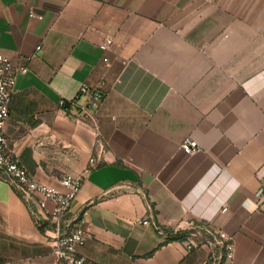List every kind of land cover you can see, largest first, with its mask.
Here are the masks:
<instances>
[{"label":"crops","instance_id":"obj_1","mask_svg":"<svg viewBox=\"0 0 264 264\" xmlns=\"http://www.w3.org/2000/svg\"><path fill=\"white\" fill-rule=\"evenodd\" d=\"M0 53L26 67L10 152L49 185L84 175L42 229L0 176V264H52L49 236L77 217L95 264H210L176 238L188 222L230 236V264H264V0H0Z\"/></svg>","mask_w":264,"mask_h":264},{"label":"built area","instance_id":"obj_2","mask_svg":"<svg viewBox=\"0 0 264 264\" xmlns=\"http://www.w3.org/2000/svg\"><path fill=\"white\" fill-rule=\"evenodd\" d=\"M28 15L31 17L32 13L29 12ZM36 17L41 18V16ZM110 43L111 39L107 38L100 44V48L106 50ZM25 71V66L20 65L14 68L10 58L0 53V176L13 182L18 188L22 200L38 227L42 226L44 221L53 222L57 226L80 191L84 175L74 176L63 173L58 179L59 186L49 185L30 176L10 152L4 134V124L8 118L16 72ZM78 94L87 95L91 106H96L102 99V91L99 87H92L84 82L80 85ZM58 104L64 112L67 111L66 101L63 98ZM180 145L188 152L198 149V143L191 138H185ZM88 163L85 173L94 164L92 156L89 157ZM225 209L223 207L221 210ZM140 223L146 225L149 221L145 218ZM49 237L52 239L50 250L52 264H95L77 252V248L84 243L86 237L83 218L73 219L67 224L66 229L61 231L58 229L54 236ZM181 242L187 251L207 246L210 250L207 262L210 264L232 262L234 250L232 238L224 235L210 223L188 222L187 232Z\"/></svg>","mask_w":264,"mask_h":264},{"label":"trees","instance_id":"obj_3","mask_svg":"<svg viewBox=\"0 0 264 264\" xmlns=\"http://www.w3.org/2000/svg\"><path fill=\"white\" fill-rule=\"evenodd\" d=\"M39 228L42 229L41 226H39ZM184 235H185V234L183 233V234L180 235V236H176V238H178V239H182V238H184Z\"/></svg>","mask_w":264,"mask_h":264}]
</instances>
